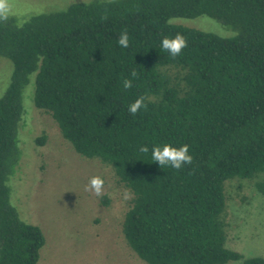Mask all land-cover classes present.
<instances>
[{
	"label": "trees",
	"instance_id": "16d2710c",
	"mask_svg": "<svg viewBox=\"0 0 264 264\" xmlns=\"http://www.w3.org/2000/svg\"><path fill=\"white\" fill-rule=\"evenodd\" d=\"M202 16L236 35L171 22ZM123 32L127 49L118 44ZM177 34L187 47L173 58L161 41ZM0 56L14 68L0 98V264H38L46 243L20 217L9 186L34 73L35 106L53 116L78 154L111 166L132 193L123 234L141 260L264 264L227 247L226 195L233 179L256 181L264 195V0H91L22 25L0 13ZM140 97L146 107L130 114ZM165 144L187 145L192 162L160 168L151 148Z\"/></svg>",
	"mask_w": 264,
	"mask_h": 264
},
{
	"label": "rangeland",
	"instance_id": "374dc122",
	"mask_svg": "<svg viewBox=\"0 0 264 264\" xmlns=\"http://www.w3.org/2000/svg\"><path fill=\"white\" fill-rule=\"evenodd\" d=\"M89 1L0 0V13L22 25L31 16ZM171 22L225 38L236 35L230 27L207 16ZM13 71L12 63L0 56V98ZM36 77V73L30 76L23 92L24 114L18 129L21 160L9 186L12 204L22 220L38 226L45 235L38 264H147L123 234L132 193L111 166L78 154L53 116L35 106ZM44 136V144L39 145L37 140ZM93 176L105 181L100 195L86 190ZM255 182L233 179L226 185L227 247L244 258H264V195Z\"/></svg>",
	"mask_w": 264,
	"mask_h": 264
},
{
	"label": "clouds",
	"instance_id": "9594fccd",
	"mask_svg": "<svg viewBox=\"0 0 264 264\" xmlns=\"http://www.w3.org/2000/svg\"><path fill=\"white\" fill-rule=\"evenodd\" d=\"M120 47L127 49L130 46V37L127 32H123L118 40ZM187 47L186 39L177 34L174 38H164L161 41V48L165 50L171 57L175 58L181 55L182 50ZM137 73L133 71L131 78H125L123 80V88L130 89L133 85V79H135ZM146 107L144 104V98H137L133 103L128 106V112L132 115L137 114L139 110ZM141 152H149L148 147L142 146ZM151 158L161 167H170L172 169H182L185 165L192 162V156L189 154V148L187 145L180 147H173L170 144L163 146L154 145L151 148ZM105 181L101 176H93L90 178L86 190L93 191L96 195H100Z\"/></svg>",
	"mask_w": 264,
	"mask_h": 264
}]
</instances>
